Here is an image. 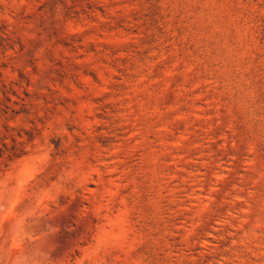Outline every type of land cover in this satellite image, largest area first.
Returning <instances> with one entry per match:
<instances>
[{
  "label": "rangeland",
  "instance_id": "obj_1",
  "mask_svg": "<svg viewBox=\"0 0 264 264\" xmlns=\"http://www.w3.org/2000/svg\"><path fill=\"white\" fill-rule=\"evenodd\" d=\"M0 264H264V0H0Z\"/></svg>",
  "mask_w": 264,
  "mask_h": 264
}]
</instances>
